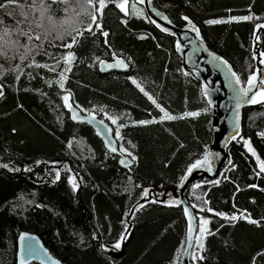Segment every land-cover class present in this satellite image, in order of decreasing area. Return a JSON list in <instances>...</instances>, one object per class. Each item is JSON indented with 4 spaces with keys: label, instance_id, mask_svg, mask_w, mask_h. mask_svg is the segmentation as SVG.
<instances>
[{
    "label": "trees",
    "instance_id": "1",
    "mask_svg": "<svg viewBox=\"0 0 264 264\" xmlns=\"http://www.w3.org/2000/svg\"><path fill=\"white\" fill-rule=\"evenodd\" d=\"M119 3L0 0V264H16L20 232L37 235L62 264H180L187 230L182 207L139 200L144 188L176 187L199 159L211 140L210 108L173 37L156 29L134 0L127 13ZM152 4L174 25L188 17L206 47L240 77L241 88L257 64L264 74V0ZM212 20L224 22L207 23ZM73 37L77 42L65 48ZM114 58L127 70L101 73L99 62ZM70 106L104 118L113 133L123 125L115 138L119 154L125 149L132 162L128 170L91 128L70 120ZM165 113L177 118L161 120ZM240 117L218 175L184 192L196 228L199 217L209 221L195 261L194 235L189 264H264V172L252 154L264 161V100Z\"/></svg>",
    "mask_w": 264,
    "mask_h": 264
},
{
    "label": "water",
    "instance_id": "2",
    "mask_svg": "<svg viewBox=\"0 0 264 264\" xmlns=\"http://www.w3.org/2000/svg\"><path fill=\"white\" fill-rule=\"evenodd\" d=\"M143 9L146 19L155 21L150 22L160 32L167 34L174 39L175 51L179 56L182 66L185 70L191 72L199 81L201 93L204 95L205 101L210 108V143L206 146L204 152L199 159L202 161L200 166L193 169L191 172L184 173L176 187L163 190H155L152 187L144 188L148 190L145 197L139 200V203H144L149 200L165 204L170 207L181 206L185 214V208H188V215H185L187 221V230L185 235V244L180 257V264H189L190 249L193 244L195 235L196 219L191 207L186 201L184 192L187 187L199 180H210L216 177L220 169L227 162L228 156L226 147L232 137L239 134L240 131V113L251 103L247 102L248 97L240 98V106L236 107L237 93L241 88L236 83L235 77L231 75L229 66L223 63V59L217 56L216 53L208 49L201 39L199 33L193 30V23H189V19L185 20L183 25L177 26L172 24L164 11L155 7L152 0H134ZM167 17V16H166ZM157 25H160L159 27ZM167 29L168 31H163ZM195 29L197 27L195 26ZM179 43L180 47L177 48ZM120 58L99 62L98 69L101 73L109 71L124 72L127 66H119L108 68V64H117ZM124 62V60H122ZM125 65H127L124 62ZM257 78L256 85L252 88V93L258 92L263 87L259 83L263 80V66L257 64L254 73ZM244 87H248L247 82ZM243 87V88H244ZM70 120L74 123L87 125L94 132L96 138L102 143L103 148L112 155L117 156V165L123 170H128L132 162L127 155L119 154L118 143L114 136L111 125L102 117L94 116L88 113H81L77 108L70 106L68 108ZM75 114V118H73ZM103 121V124L100 122ZM116 148V151H112ZM207 158V162H203ZM124 161L125 163H121ZM183 178V179H182ZM132 210H130L131 213ZM23 237V239H21ZM32 246V251H27V246ZM16 264H62L55 258L49 250L44 246L39 237L33 233L20 232L16 237Z\"/></svg>",
    "mask_w": 264,
    "mask_h": 264
},
{
    "label": "snow or ice",
    "instance_id": "3",
    "mask_svg": "<svg viewBox=\"0 0 264 264\" xmlns=\"http://www.w3.org/2000/svg\"><path fill=\"white\" fill-rule=\"evenodd\" d=\"M11 2H12V0H9V3H11ZM88 2L91 3V0H88ZM140 2L143 3L144 0H140ZM127 5H128V0H122L121 3L117 4V7L120 8L121 11L127 13ZM103 6H104V4H103V0H100V7L102 8ZM0 7H3V5H0ZM45 7H46V6H45ZM43 14H44V13L42 12L41 15H43ZM141 14H142V13H141ZM24 15H25V20H27V14L24 13ZM162 18L165 19V20H167V17H166V16H164V17H162ZM95 19H96V18L93 17V21H95ZM184 19H185V20H188V17H184ZM242 19H249V17H243ZM23 22H24V21H21L20 23H23ZM150 22L155 23V21H150ZM222 22H224V21H216V20L207 21V23H210V24H211V23H222ZM189 23H191V21H189ZM36 26H37V27H40L41 25L37 24ZM96 26L99 27V25H96ZM157 26L159 27L160 25H157ZM87 30H88V31H91V26H89V28H88ZM162 30H163V31H168L167 29H163V28H162ZM193 30H195V31L198 32V29H195V25H193ZM6 34H7V33H5V35H6ZM19 34H20V35L27 36V38H28L29 41H31V40L33 39V36H32L31 34H29V33H25V32H23V31H21ZM104 35L107 36V33H104ZM141 38H144V37H141ZM35 39L39 40V39H41V37H40L39 35H37V36L35 37ZM61 39H62V37H61ZM76 42H77V41H76V38L73 37L71 43L64 45V47H65V48H68V49H71L72 46H73ZM179 47H180V45H179V43H178V44H177V48L179 49ZM30 52H31V49H26V54H27V53H30ZM260 55H261L262 57H264V52L260 53ZM24 58H25V56H21V59H24ZM71 58H72V53L69 52V53H68V56H67V57H63L62 59H63L64 62L67 64V63L70 62ZM59 63H60V61L58 60V61H57V64H59ZM100 63L103 64L104 62H103V61H100ZM223 63L227 65V61H223ZM261 63H264V60H261ZM117 65H119V66H123V67H126V66H127V65L124 64V62H123L122 60H118V61H117V64H115V65H114V64H108L107 67H108V68H112V67H116ZM37 67H39V65H37ZM51 70H52V71H55V67H53ZM67 70H69V69H65V71H67ZM229 71H231V66H229ZM60 75H61V81H62V80L64 79V73L61 72ZM231 75H232L233 77H235V81H236V83L239 84V83H240V77H239L235 72H231ZM18 78H19V77H17V79H18ZM256 82H257V78H256V75H255V74H251V75L248 76V79H247L248 87L240 88V89L238 90V93H237V102H236V107H237V108H239V106H240V98H241V97H248V99H247V102H248V103H258V102H260L261 100H264V87L260 88L258 92L252 93V95L249 96V93L252 92V88L256 85ZM133 83H136V81H133ZM259 83H260L261 85H264V80H260ZM61 87H63V84H62V83H61ZM137 87H140V85L137 84ZM140 90H141V91H144L143 88H141ZM145 95H148L147 92H145ZM257 96L260 97V100H257ZM148 98H149L150 100L152 99L151 96H149ZM64 99H65V102L67 103V101H68V97L65 96ZM153 103H156V102L153 100ZM156 107L160 108V105H159V104H156ZM161 111L164 112V109L161 108ZM184 115H185V116H196V115H199V113H198V112H186ZM73 118H75V114H74ZM176 118H177V117H174V116H171V115L165 113V115L161 117V120H165V119H166V120H172V119H176ZM180 118H183V117H180ZM109 119L112 120V123H113V124H116V122H117L116 119H114V118H112V117H109ZM152 122H155V121H140L139 123H141V124H146V123H152ZM100 123L103 124V121H101ZM120 127H123V125H118L117 128H116V130H115V134H116L117 138H119V128H120ZM233 138H235V137H233ZM245 144L247 145V144H248V141H245ZM120 150H121V151H126V150L123 149V148H121ZM249 150L251 151V148H249ZM112 151H116V148H112ZM129 155H131V154L129 153ZM253 155H255V152H253ZM133 159H135V157H133ZM258 159H259V158H258ZM203 162H207V158H206V157H205V160H204ZM121 163H125V162H124V161H121ZM201 163H202V161L197 160L195 163H193V164H191V165L189 166L188 171L191 172L193 169H195V168H197L198 166H200ZM259 167H260V171H261V172H264V161H259ZM258 174H259V173H258ZM182 179H183V178H182ZM217 182H218V181H217ZM147 193H148V190L145 189V190H144V195L146 196ZM141 207H142V205H141ZM202 210H203V209H202ZM184 211H185V215H188V208H185ZM208 211H211V209H208ZM216 215H221V216H223L224 214H223V213H216ZM201 219H202V224H203V225H207V224L209 223L208 220L203 219V218H201ZM231 219L235 220V219H237V217H236V216H233V217H231ZM250 222L255 223V221H250ZM206 231H207V229H206L205 227H203V226L200 227V232H201V233H205ZM124 238H125V234L122 233L121 236H120V238H119V240H118L117 243L114 245V247L119 248V247H120V241H122ZM21 239H23V237H21ZM200 239H201L200 237H197V240H200ZM199 247H200L201 249H203V243H199ZM27 251H28L29 253H31V251H32V246H31V245H28V246H27ZM199 258H200V259H203L202 256L199 257ZM192 259L195 261V260L197 259V257L194 255V256L192 257ZM21 264H22V262H21Z\"/></svg>",
    "mask_w": 264,
    "mask_h": 264
},
{
    "label": "rangeland",
    "instance_id": "4",
    "mask_svg": "<svg viewBox=\"0 0 264 264\" xmlns=\"http://www.w3.org/2000/svg\"><path fill=\"white\" fill-rule=\"evenodd\" d=\"M122 1L120 0V3H121ZM94 17V16H93ZM93 17H91V21H92V18ZM263 87H264V85H263ZM257 100H260V97L259 96H257ZM114 136L115 137H117L116 136V134H115V131H114ZM244 140V143H245V141H247L246 139H243ZM246 145V144H245ZM247 146V148H248V145H246ZM120 150V149H119ZM250 151V150H249ZM120 152L123 154H126V152H123V151H121L120 150ZM250 152H252V151H250ZM128 154V153H127ZM252 154H253V152H252ZM254 157H256L257 158V166H258V168H259V170H260V167H259V161H261L260 159H258V157L256 156V154L254 155ZM198 223H199V226L196 228V231H195V239H194V244H195V250L193 251V254H192V257L195 255L196 257H198L199 256V251H200V247H199V243H202V238H203V233H201L200 232V227H204V225L202 224V219L199 217L198 218ZM197 237H200L201 239L200 240H197Z\"/></svg>",
    "mask_w": 264,
    "mask_h": 264
}]
</instances>
